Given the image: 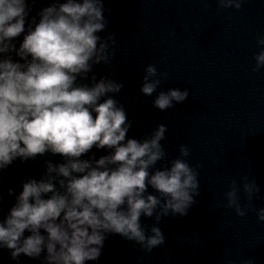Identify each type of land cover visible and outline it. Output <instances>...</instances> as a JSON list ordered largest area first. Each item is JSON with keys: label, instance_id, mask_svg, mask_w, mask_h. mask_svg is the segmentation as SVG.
<instances>
[{"label": "clouds", "instance_id": "clouds-1", "mask_svg": "<svg viewBox=\"0 0 264 264\" xmlns=\"http://www.w3.org/2000/svg\"><path fill=\"white\" fill-rule=\"evenodd\" d=\"M244 0H217L219 8L240 9ZM0 0V250L12 264H99L106 241L119 236L148 253L166 237L162 219L184 217L200 195L202 165L188 162L189 149L165 161L160 124L147 138L130 137L133 121L115 97L123 83L95 68L111 64L117 40L102 38L108 20L104 0ZM255 70L264 69V35H258ZM167 73L145 68L140 91L167 111L190 90L161 88ZM105 152L97 158L98 152ZM54 157H59L54 161ZM17 161H40L38 177L17 187L5 177ZM11 206L3 207L6 196ZM256 181L234 179L216 208L236 216L264 207ZM241 192L246 202L241 200ZM152 220L151 225L142 223ZM243 264H255L247 258Z\"/></svg>", "mask_w": 264, "mask_h": 264}, {"label": "water", "instance_id": "water-1", "mask_svg": "<svg viewBox=\"0 0 264 264\" xmlns=\"http://www.w3.org/2000/svg\"><path fill=\"white\" fill-rule=\"evenodd\" d=\"M50 0H37L35 11ZM107 28L114 35L110 65L95 68L124 87L115 99L133 121L130 137L147 138L160 124L167 154L157 167L189 149L188 162L200 173V195L184 217L168 216L159 227L163 246L148 253L119 236H110L99 264H243L252 258L264 264V223L252 209L241 218L216 208L234 179L255 180L260 187L256 208L264 207V69L255 70L258 35H264V0H244L236 9L219 8L217 0H104ZM167 73L161 88L190 90L182 104L167 111L153 106L155 94L140 91L145 68ZM106 154L101 151L100 155ZM59 157H54L58 161ZM41 162L17 161L5 179L17 187L25 177H38ZM3 205L11 206L7 197ZM242 202L246 197L241 192ZM142 223L152 224L143 219ZM0 264H12L0 250ZM22 264H39L22 258Z\"/></svg>", "mask_w": 264, "mask_h": 264}]
</instances>
